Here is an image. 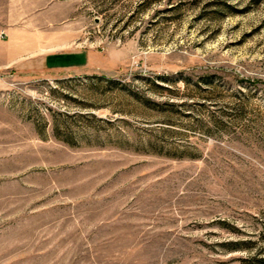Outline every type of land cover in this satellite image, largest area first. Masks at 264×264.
<instances>
[{
    "label": "rangeland",
    "instance_id": "1",
    "mask_svg": "<svg viewBox=\"0 0 264 264\" xmlns=\"http://www.w3.org/2000/svg\"><path fill=\"white\" fill-rule=\"evenodd\" d=\"M13 8L85 63L0 77V264H264V0Z\"/></svg>",
    "mask_w": 264,
    "mask_h": 264
},
{
    "label": "crops",
    "instance_id": "2",
    "mask_svg": "<svg viewBox=\"0 0 264 264\" xmlns=\"http://www.w3.org/2000/svg\"><path fill=\"white\" fill-rule=\"evenodd\" d=\"M13 5L14 0H0V77L33 72L38 56L48 71L67 70L72 64L71 68H76L78 73L77 69L84 66L85 57L68 56L54 48L43 55L47 47L61 45L60 38L46 43L44 34L36 29V16L15 17Z\"/></svg>",
    "mask_w": 264,
    "mask_h": 264
}]
</instances>
